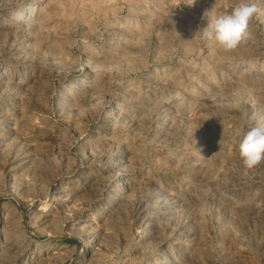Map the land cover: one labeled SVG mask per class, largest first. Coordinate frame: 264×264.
<instances>
[{
	"label": "rangeland",
	"instance_id": "rangeland-1",
	"mask_svg": "<svg viewBox=\"0 0 264 264\" xmlns=\"http://www.w3.org/2000/svg\"><path fill=\"white\" fill-rule=\"evenodd\" d=\"M239 2L0 0V264H264V0L196 34Z\"/></svg>",
	"mask_w": 264,
	"mask_h": 264
},
{
	"label": "clouds",
	"instance_id": "clouds-1",
	"mask_svg": "<svg viewBox=\"0 0 264 264\" xmlns=\"http://www.w3.org/2000/svg\"><path fill=\"white\" fill-rule=\"evenodd\" d=\"M257 10L252 0H240L230 12H210L206 26L196 34L204 41L214 42L218 49L230 52L250 39V22ZM239 155L246 169L264 162V127L249 126L239 143Z\"/></svg>",
	"mask_w": 264,
	"mask_h": 264
},
{
	"label": "bare ground",
	"instance_id": "bare-ground-1",
	"mask_svg": "<svg viewBox=\"0 0 264 264\" xmlns=\"http://www.w3.org/2000/svg\"><path fill=\"white\" fill-rule=\"evenodd\" d=\"M159 213V212H158ZM6 246V245H5Z\"/></svg>",
	"mask_w": 264,
	"mask_h": 264
}]
</instances>
